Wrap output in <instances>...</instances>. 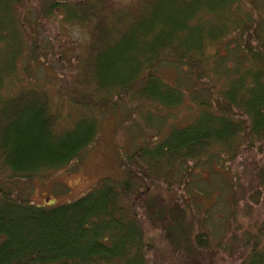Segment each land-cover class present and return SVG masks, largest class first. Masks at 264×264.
I'll use <instances>...</instances> for the list:
<instances>
[{"label": "trees", "instance_id": "16d2710c", "mask_svg": "<svg viewBox=\"0 0 264 264\" xmlns=\"http://www.w3.org/2000/svg\"><path fill=\"white\" fill-rule=\"evenodd\" d=\"M66 52L56 83L32 73L53 55L65 64ZM165 63L175 66L174 84L157 71ZM122 97L140 115L142 106L152 115L185 101L197 114L126 152L122 180L51 207L31 202L16 182L91 148L97 112ZM256 142L264 0H0V264H147L149 221H179L175 208L145 201L148 187L185 190L191 161ZM244 263L264 264V246Z\"/></svg>", "mask_w": 264, "mask_h": 264}, {"label": "rangeland", "instance_id": "374dc122", "mask_svg": "<svg viewBox=\"0 0 264 264\" xmlns=\"http://www.w3.org/2000/svg\"><path fill=\"white\" fill-rule=\"evenodd\" d=\"M72 55L64 54L65 64L54 55L50 63L43 62L40 67L33 64L32 73L51 80L56 71L64 70L66 62L70 63ZM174 67L165 63L158 68L163 81L175 83ZM182 81L191 84L195 80ZM195 97L196 93L192 101ZM130 103L122 97L112 108L97 112V140L77 159L42 177L19 180L17 186L27 188L29 199L39 206L71 202L106 180H122L125 172L121 159L126 152L145 139L162 138L171 127L187 125L197 114L196 107H188V101L174 108L152 110V115L146 113L151 107L142 106L140 115V110H131ZM160 125L163 131L156 132ZM220 149V153L211 154L213 157L191 161L188 177L192 180L185 190L182 186L168 188L160 181L148 187L151 191L145 194V201L158 198L167 209L175 208L179 221L168 216L162 226L149 221L145 228L147 264H245L253 246H264V142L244 144L231 153L228 148ZM198 234L204 237L203 243L197 241Z\"/></svg>", "mask_w": 264, "mask_h": 264}]
</instances>
